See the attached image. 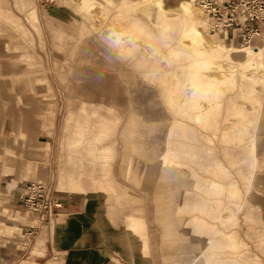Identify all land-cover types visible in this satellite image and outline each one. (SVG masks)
Segmentation results:
<instances>
[{
    "label": "crops",
    "instance_id": "0c3cea01",
    "mask_svg": "<svg viewBox=\"0 0 264 264\" xmlns=\"http://www.w3.org/2000/svg\"><path fill=\"white\" fill-rule=\"evenodd\" d=\"M143 1L77 0L75 3L78 11L89 24L83 26L82 30L98 31L108 44L133 61L146 80L160 89V97L170 114L165 119L168 120L163 138L165 149L161 153L156 152L153 146L145 141L143 124L140 122L141 115L136 108L133 109L119 138H116V130L120 123L115 107L118 104L106 105L83 100L76 113L73 106L70 107V113L65 120L64 130L72 128V137L65 144H56L52 155V146L46 128L50 126L52 129V126H55V118H52L54 111L49 114V118L44 115L43 119L39 117V106L45 104L43 101L50 86L46 83L45 76L35 70L41 65L22 63L20 65H24L23 67L19 65L15 67L13 62L16 57L18 59L30 57L23 52L17 54L15 50L19 46L12 42L16 34L22 39L27 38V30L16 18L9 15L7 10L0 8V260H3L1 255L3 251L8 249L7 260L17 259L23 252L25 253L24 250H28V259L33 257L34 260L40 261L39 264L42 260L45 261L44 264H125L117 259H113V263L108 261L109 251L103 249L99 239L93 232L89 233L87 230L88 227H94L90 221L93 209L88 205V199L90 196L96 197L94 194L96 193L98 197L104 199L105 205H109L108 202L112 199L114 204L119 206L121 203L118 201H122V195L129 191L139 200L141 212L138 227L141 230L144 249L120 250L118 253L128 263L134 259L140 264L151 261L148 254V215L145 213V218L143 216L144 200L141 195L132 192L126 186L119 185L113 178V163L118 154L119 139L123 144V158L119 164V172L138 185L143 180L151 186L153 184L157 203V222L159 223L160 213L168 217L167 222L174 221L176 213L174 206L180 201L189 206V209H184L189 213L186 219L182 218V222L185 223L189 219L185 224L199 227V235H205L208 242L219 243L221 236L223 245V236L219 231L230 227L229 223L235 225L236 213L243 206L238 201L240 188L236 182L231 181V167L240 162L248 163V173L239 175L240 180L245 184L243 189L246 194L254 184L264 189V100H262V119L260 125L258 124L260 130L258 128L256 130L255 122L251 119L240 120L230 117L225 120L226 113H223L224 118L217 116L215 112L206 113L205 116L201 115L204 113L194 116L185 112L183 115L176 104L182 103L185 109V103L192 104L194 100L193 97H185V95L177 96L186 98L183 102L176 99V85L172 76H176L180 84L186 83L190 77L187 66L192 62V55L190 48L182 42L185 26L176 17L167 19L153 12L152 9H135V6L143 4ZM57 2L58 0L40 3L35 0L37 6L41 8H38L39 13L31 6L26 10V14L30 19L37 18L40 22H46L50 30L54 31L52 34L55 33L57 47L65 49L72 38L69 32L70 24L61 13H55L54 9L60 7ZM94 3L101 5L105 15L101 25H98L100 23L94 17ZM113 6L115 11L111 13ZM71 25L75 26L72 23ZM227 37L226 35V39ZM174 52L186 53L187 58ZM107 58L108 56L107 61L114 62L112 58ZM215 120L218 123L217 127L213 124ZM224 120L226 124L228 123L227 127L223 126ZM230 121L241 123L233 126V122ZM243 122L249 123L250 130L245 126L247 129L245 131ZM102 123H106L108 127L106 135H102L100 131ZM222 129L227 131L222 132ZM241 130H243V140L236 144V138L239 137ZM230 147L239 149L244 156L232 155ZM82 150L85 152L83 153ZM105 150H108L107 156L98 154ZM62 151H66V164L63 167L69 168L66 174L61 170L63 167L57 156V153ZM181 151L194 153L198 158L193 161L183 158L179 156L183 154ZM167 153H171L175 158L174 161L178 162V167L183 168V174L178 172L179 176H182L184 185L178 193L179 196L167 194L162 197L158 190L156 191L159 183L158 174L167 167L165 165L169 160ZM134 157L147 159L151 163L138 171L135 169ZM156 157H159V161L153 162ZM256 174L259 177L258 182H255ZM90 181L93 183L94 192L91 190ZM30 182L46 185L52 192V198L59 204L44 220L28 213L21 203L22 194ZM205 185L209 187L208 195L204 192ZM160 197L163 201H167V208L165 202L162 203L161 208L159 207ZM255 203L256 201H252L255 207H261ZM87 208H89L88 214ZM108 208L113 209L114 206L110 204ZM199 209L202 212H199ZM196 215L199 217L205 215V219H198L197 222L194 219ZM75 217L84 219L76 224L65 223L69 220L72 222ZM127 217L128 212L121 219L120 229L116 233L126 227ZM208 227H220V230L216 231L214 236L207 237L211 233L210 230L207 231L210 229ZM202 229L206 231L203 233ZM262 229L263 226L254 227V231H261L264 237ZM253 235L256 236L255 233ZM256 237L264 241L263 237L262 239ZM114 241L115 238L112 236L113 244ZM231 243L235 248L237 247L238 253L244 251L245 246L237 238L235 231L232 233ZM16 245L22 247L17 248ZM25 246L28 248L25 249ZM248 255L249 253L246 254L247 257ZM24 264L34 263L24 261Z\"/></svg>",
    "mask_w": 264,
    "mask_h": 264
},
{
    "label": "rangeland",
    "instance_id": "374dc122",
    "mask_svg": "<svg viewBox=\"0 0 264 264\" xmlns=\"http://www.w3.org/2000/svg\"><path fill=\"white\" fill-rule=\"evenodd\" d=\"M76 1L77 0H58L57 4L59 3L60 7L56 10L54 9L55 13H61L62 16L69 21V32L72 36L67 47L65 49H59L55 44L57 42L55 39V33L52 34L54 31L50 30L49 25H47L46 22L38 21L37 18L30 19L26 14V10L31 6L36 8L37 12L39 13L38 8L40 7L37 6L35 0H0V8L7 10L8 14L16 18L19 23H21L27 30V38L22 39L21 36L16 34L15 38L12 40L13 44L15 43L19 46V48L15 50L17 54L23 52L26 55H30V57H20V59L16 57L13 62L15 67H17V65L23 67L24 65H20L22 63L25 65H41V67L35 70H38L45 76L46 83H48L50 86L49 92L46 93V99L43 101L45 104L43 106L42 104L39 106V117H41V119H43L44 116L49 118V114L51 115V112L54 111L52 118H55V126H52V129L50 126L46 128L48 129V138H50L49 142H51L52 146L51 154L54 155L56 144H65L72 137V128L66 131L64 130L66 125L65 120L70 113V107L73 106V110H75L74 113H76L83 100L103 103L106 105H111L112 103L118 104L115 107L118 111L120 123L116 130V138H119L118 136L122 132L123 127H125L129 117L132 115L133 109L136 108L139 115H141L140 122L143 124L142 130L145 134V141L152 145L156 152H163L165 149L163 138L165 137L167 126L166 123L168 121L165 119H167L170 114L168 108L160 97V89L156 85L146 80L141 75V71L135 67L133 61L125 57L112 45L108 44L106 40L101 37L98 31L92 32L86 29L82 30L83 26H88L89 24L88 21L84 19L83 15L78 11L77 5L75 3ZM193 2L195 3V0H193ZM151 7V9L154 11L153 6ZM139 10L141 9L139 8ZM114 11L115 8L113 6L111 8V13ZM179 13L180 12L177 5H174V3H166L164 11H161L159 15L168 19V17L170 18L179 15ZM205 16L206 21L203 23V25L207 27L208 18L206 12ZM176 18L179 17L176 16ZM96 21L98 20L96 19ZM103 22L99 21L100 24L98 25H101ZM71 23L75 24V26H72ZM3 24L5 26L7 25L5 23ZM8 29L10 30V28ZM210 35L212 36L211 38H219L221 35H225V41L230 46L228 49H225L222 46L218 47L217 49L211 51V55L221 56L224 51H228L232 46L240 47L247 45L233 39V37L227 32H217L215 34L210 32ZM226 35L228 36L227 39ZM249 45L260 46L264 50V39L254 37ZM188 47L190 48L191 55L193 56L196 49L192 46ZM107 56V59L112 58L114 62L111 63L107 61ZM207 57H209L208 51L206 48H204L201 58L197 57V59L192 60V62L190 61V66H187L190 71V77H188L186 83L184 82L180 84L177 79L172 76V79H174V83L176 85L175 97L179 101L182 100L183 102L186 100V98L176 96L178 89L182 90V88L185 87L189 91V89H191V86H189L188 83L189 80L194 84H192L193 90H190L191 92L189 91L187 95L185 94V97H193L192 100H194V102L192 104L185 103V109H183L182 103L176 104V106L181 109L180 112L183 113V115L185 112L194 116L198 115L199 113H204V115H201L205 116L206 113L209 114L211 112H215L217 116L224 118L223 113H225V107L228 103L231 104L233 102L238 85H235V88L229 89L224 93L221 90H215L221 81H219L217 77H211L207 74L208 71H210V68L207 66V64L203 66L196 65V63L201 64L202 59L204 60ZM25 72H27V70ZM195 73L203 74L195 76ZM207 81H212L214 85L212 87H205ZM226 85L229 86V82L226 81ZM179 86H182V88ZM204 90L205 92H203ZM257 99L264 100V93L262 94L261 91L257 93ZM255 105L256 107L259 106L256 103ZM237 107L240 109V113L235 117V119H251L252 122H255L254 124L256 130L257 128L260 130V126H258V124L260 125L261 123L262 112L259 115L258 110L251 111L250 106L243 103L237 105ZM229 117L233 118V116ZM161 119H163V121H160ZM163 123H165V125H163ZM223 131L226 132L227 130L222 129V132ZM122 148L123 144L119 139L117 143L118 154L115 162L113 163V178L119 185L126 186L132 192L141 195L144 200L143 216L145 218V213L148 215V254L151 259V261L146 264H165V249L162 247V232L163 230H166V224L168 222L174 223L176 227H185L186 231L190 233V236H187L186 241L184 240V244L181 246L184 248L182 255L186 259H188L189 256H192L194 263L200 262V249L194 252L189 250V248H192L195 244L199 243V238L205 242L207 239L206 236L193 233L191 231V227L193 226L185 224L189 221V219H187L185 223L182 222V218L186 219L189 212L187 213L185 211H178V213L174 214V221L171 220L167 222L168 217L162 216L161 221H159V223L157 222V203L153 190V184L151 186L147 184V182L145 183L143 180V182L138 185L125 178L124 175H121L119 172V164L123 158ZM229 150L234 156H244V153L239 149L230 147ZM82 152L84 153L85 151L82 150ZM57 156L59 157L60 165L63 167L64 164H66V151L57 153ZM167 158L169 160L165 162V165H168L169 163L172 165L174 164L173 167L176 175H180L177 172V167L179 166L178 162L174 161L175 158L171 155V153H167ZM134 159L135 169L138 171H141L151 163L147 159L141 157H134ZM158 161L159 157H156L153 162ZM248 169V163L246 162H240L236 166L230 168L232 176L231 181L236 182L240 188L238 201L242 203L243 206L236 213L237 219L235 225H231L232 223H229L228 225L230 227L224 228L223 231L220 230V227H208L210 229H207V231L210 230L211 232V230H213V233L214 231L216 232L220 230L219 233H222L221 235L223 236V245H227V247L210 248V246H208L205 251L203 250L207 264H252L254 259H256L258 263L264 264V241L262 242L253 235V233L257 234V232L254 231V227H264V189L254 184L249 193H245L243 189L245 184L240 180L239 175H246L248 173ZM61 170H63L65 172L64 174H66L69 168L64 169L63 167ZM164 171L165 168L160 170L158 174L159 183L158 189H156V191L158 190L159 195L162 197L163 195L169 194V192L173 193L174 196H179V191L184 188L183 183L181 182L176 184L169 190L163 188L162 186L165 183ZM257 175L258 174H256L255 182H258L259 180ZM180 178L182 179V176H180ZM89 183L90 187L92 188V192H94L93 183L91 181ZM260 190L263 192H260ZM94 194L96 197L92 201L88 202V205L93 209V214L90 216V221L94 227H88L87 230L89 233L93 232L95 237L99 239V244L102 245L103 249L109 251L107 259L108 261L110 260L111 263H113V259H117V261L125 264H140L137 259H134L130 263L124 261L119 256L118 245H114L112 242V236L120 229V221L125 216L126 212H128V209H126L123 204L116 206L112 199L109 200L108 204H111V206H114V208L109 209V205H105V201L98 197L96 193ZM252 201H256L255 204H258L261 207H255L254 204L252 205ZM158 202L160 208L162 207L163 202H165L166 207L167 201H163L161 197ZM16 206L19 205L16 204ZM18 208L20 209V207ZM194 211L197 212L198 210ZM199 212H202V210L199 209ZM98 213H104L102 215L103 220H100ZM194 219L198 222V219H205V215H201V217L196 215L194 216ZM217 224L219 225V222ZM194 228L198 229L199 227ZM202 230L203 233L206 231V229ZM233 231L237 232V238H239L244 244L245 249L243 252L245 253H238L239 251L236 250L237 247L235 248L233 246L230 248V245H228L230 242H232ZM176 242H178V240H176ZM219 243L221 244V236H219ZM201 245L203 247V243ZM209 245L214 244L209 242ZM16 247H22V245H16ZM170 247L173 250V243L170 245ZM202 247L200 246V248ZM24 248L26 249L28 247L25 246ZM7 251L8 249H5L3 254H1L4 258L2 257L3 260H0V264H24V261H31L34 264H39L40 262L34 260L33 257L28 259V250H24L25 253L23 252L17 259L7 260L6 255H9V253H6ZM166 251L172 254V251L169 248H166ZM220 251L223 252L222 255ZM248 253L249 255L247 257L246 254ZM44 262L45 261L42 260L40 264H44Z\"/></svg>",
    "mask_w": 264,
    "mask_h": 264
},
{
    "label": "bare ground",
    "instance_id": "6f19581e",
    "mask_svg": "<svg viewBox=\"0 0 264 264\" xmlns=\"http://www.w3.org/2000/svg\"><path fill=\"white\" fill-rule=\"evenodd\" d=\"M166 3L177 5L179 8V15H176L180 23L185 26L184 34L182 38V42L188 46L194 47L196 50L194 51L195 54L191 58L197 59L201 58L203 55V49L206 48L208 51V56L206 59H202L201 64L196 63V65L203 66L207 64L209 66L210 71H208V75L211 77H217L219 79L220 84L217 85V88L215 90H221L223 93L228 91L229 89L235 88V85H238L237 92L235 94V98L233 99V102L229 105H226L225 107V113L226 118H230L229 116H233V119H235L236 116L239 115L240 109L237 107V105L240 104H246L250 106V110H258V113L260 115L262 110V100L257 99V93L260 91L262 94L264 93V50L260 46H252L249 45L251 43L252 38L247 45L245 46H232L228 51H224L221 56L219 55H211V51L214 49H217L218 47H224L225 49H228L230 46L225 41V35H221L219 38H211L210 31H215L211 28L210 23L208 21L207 27L203 25V23L206 21L205 11L196 5L193 0H144L143 4H140L139 6H135V9H142L145 10L151 9L153 6V9L155 13L159 15L161 11H164V8L166 6ZM94 17L98 21H103L105 18L104 12L102 10V7L98 3H94ZM150 7V8H149ZM160 11V12H159ZM151 14V12L149 13ZM175 16V17H176ZM208 18V17H207ZM211 29V30H210ZM216 32V31H215ZM180 54L183 58H187L186 53H176ZM196 62V60H195ZM203 73H195V76H199ZM176 77V76H174ZM191 79V78H190ZM226 81L229 82V86L226 85ZM189 86H191L190 90H193L192 82L188 81ZM194 85V84H193ZM214 84L212 81H207L205 84V87H212ZM187 88L183 87L182 90L178 89V92L176 93V96H182L187 95L189 92ZM214 90V91H215ZM200 91V90H199ZM191 92V91H190ZM205 92V90L203 91ZM256 104L259 106L256 107ZM223 121V126L227 127L228 123L226 124V121ZM233 122V126L238 125L236 121H230ZM214 126L217 127L218 123L216 120L213 122ZM244 128L247 126V129L250 130V125L248 122H243ZM106 123H102L100 126V131H102V135H106L107 130ZM245 128V131H247ZM243 130H241L240 135L238 138H236V144L243 140ZM255 143V142H254ZM256 144V143H255ZM108 150L99 152V155H106ZM183 151H181L182 153ZM179 156H182L183 158L190 159L191 161L197 160L198 156L194 153H190L189 151L183 152V154H179ZM256 156H253L255 158ZM180 174L182 173L183 168L178 167L177 168ZM164 184L163 188L165 189H171L174 185L179 184L182 182V179L180 176L176 175L174 171V167L171 163L167 165L164 171ZM208 186L205 185L204 192L208 195ZM248 189V186L247 188ZM173 193L169 192V196H171ZM123 200L118 201L119 203L123 204L126 209H128V217H127V224L126 227H123L121 232H118L116 234H113V237L115 238L114 245H118V252L120 250H131L135 251L138 249H144V243L141 240V234H140V227H138V219L140 215V206H139V200L130 194L129 191H127L126 194L122 195ZM95 197L90 196L88 199L89 201H92ZM104 201V199H102ZM100 206V205H99ZM98 207V206H97ZM175 211L178 213V211H184V209H189L188 205L182 204L180 201L179 203L175 204ZM167 208V205H166ZM96 209V208H95ZM193 209V208H192ZM87 214L89 213V208H87ZM102 210V208H101ZM175 213V214H176ZM102 213L99 215L100 220H102ZM163 215H158V221H161ZM84 218L81 217H75L73 218L72 222L69 220L68 222H65L66 224H76L77 222L83 221ZM254 221V220H253ZM258 222V221H257ZM169 223V222H168ZM166 224V230H163L162 232V239H163V246L165 249V255H164V261L165 264H207V260L205 259V256L203 252L205 251L208 246L211 247H222L226 248L227 245H222L220 243H216L214 241L212 244L209 245V242L206 240L205 242L199 238V243L195 244L192 248H189V250L196 251L200 249L201 254V261L198 263H194V260L192 259V256H189L188 259H186L182 252L184 250L183 247H181L184 243V240L186 241L187 236L190 234L188 231H186L185 227H176L174 223ZM66 229V227H63ZM191 231L197 235L200 233V229H195L192 227ZM197 232V233H196ZM217 232L213 233V230H211V233L207 235V237H210L211 235H215ZM190 236V235H189ZM256 236L260 237L262 239L263 235L261 231H258ZM264 239V237H263ZM178 240V242H176ZM183 240V241H182ZM173 243L174 245V252L170 245ZM203 243V247L201 244ZM228 245H230V248H232L234 245L230 242ZM176 246V247H175ZM200 246L202 248H200ZM235 247V246H234ZM166 248H169L172 251L171 253H168L166 251ZM204 250V251H203ZM223 250V249H222ZM217 251V250H215ZM226 251V249H225ZM222 255V251H220ZM218 254V253H216ZM127 255V253H125ZM222 264H236V263H222ZM237 264H243V263H237ZM252 264H258L257 261H253Z\"/></svg>",
    "mask_w": 264,
    "mask_h": 264
},
{
    "label": "built area",
    "instance_id": "2783aa9c",
    "mask_svg": "<svg viewBox=\"0 0 264 264\" xmlns=\"http://www.w3.org/2000/svg\"><path fill=\"white\" fill-rule=\"evenodd\" d=\"M196 5L207 13L210 26L216 32H227L242 44L253 37L264 39V0H196ZM20 200L28 213L41 220L59 206L51 190L38 182L28 183Z\"/></svg>",
    "mask_w": 264,
    "mask_h": 264
}]
</instances>
